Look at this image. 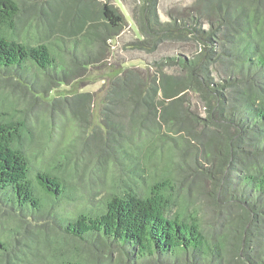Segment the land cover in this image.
<instances>
[{"label":"trees","instance_id":"obj_1","mask_svg":"<svg viewBox=\"0 0 264 264\" xmlns=\"http://www.w3.org/2000/svg\"><path fill=\"white\" fill-rule=\"evenodd\" d=\"M23 1L0 0V77L35 97L99 62L125 27L107 1L68 24L46 10V21L23 25ZM56 2L53 12L66 7ZM132 10V48L176 49L120 69L91 102L54 96L37 131L12 100L0 106V264H100L102 245L118 264H264V0H192L166 19L157 0ZM77 113L104 129L102 147L132 174L124 185L79 184ZM49 121L63 125L51 138ZM192 170L212 179L219 213L187 197Z\"/></svg>","mask_w":264,"mask_h":264},{"label":"rangeland","instance_id":"obj_2","mask_svg":"<svg viewBox=\"0 0 264 264\" xmlns=\"http://www.w3.org/2000/svg\"><path fill=\"white\" fill-rule=\"evenodd\" d=\"M52 1V5L50 2ZM57 0H24L21 2V13L19 21L25 25L30 20L37 18L39 21H46V10L55 15V23L68 24L73 17L79 18L77 12H81V8L89 5V10L97 11L105 1L110 2L120 9L126 16L125 27L122 32L114 38H108L105 41L104 51L100 52V60L93 65L87 66L83 69L75 80L62 83L56 88L49 89L42 97H35L27 92L20 84L12 79H2L0 77V106H6L10 100L15 103V113L21 114L24 119L34 125V129L46 127V122L50 116L48 112L47 102L54 96H68L77 93H88L90 102L91 96L96 99L102 94L104 86L107 85L109 77L122 68L129 67L137 69L144 67L146 61L152 60L159 55L173 52L177 44L168 42L161 43L155 52H148L143 49L132 48L129 41L137 36V26L133 19L132 6L134 0H62L67 3L66 7L62 6L56 13L53 12V7L57 5ZM192 0H157L158 15L161 19H166L167 8L172 5H184ZM55 4V5H54ZM52 17V16H51ZM22 26V25H21ZM99 42L95 48V52L99 50ZM98 52V51H97ZM66 102V101H65ZM67 104V103H66ZM93 111L96 110L97 105H93ZM78 111L82 112L81 106L76 105ZM51 117V116H50ZM54 118V117H53ZM128 117L123 119L127 121ZM58 122V121H57ZM59 125V126H58ZM52 126V128L50 127ZM63 127L62 123L56 124L48 122V131L45 136L54 137L56 130ZM75 129L78 133L75 144L72 149L74 154L78 156L77 161L80 164V177L78 182L83 189L90 191H104L108 186L114 182L116 185H124L125 181L130 179L131 172L120 168L121 158H117L114 153L108 149L103 148L101 144L100 135L105 134L104 129L95 121H87L80 113H77ZM52 141V140H49ZM54 142V141H53ZM54 145H56L54 143ZM60 145V144H58ZM183 180V190H187L190 201H194L206 210L207 214H217L221 211L219 206L213 202L212 189L213 181L201 178L195 170L189 172ZM184 192V191H183ZM225 208H222V210ZM219 211V212H218ZM232 209V213H233ZM101 247L100 250L95 249L93 252L97 258H101V263L118 264V250L115 248ZM83 250L88 253L91 251L89 245H84ZM108 254L111 257L109 263L107 259H102L103 254ZM126 264V263H120ZM153 264V263H152ZM155 264V263H154Z\"/></svg>","mask_w":264,"mask_h":264}]
</instances>
